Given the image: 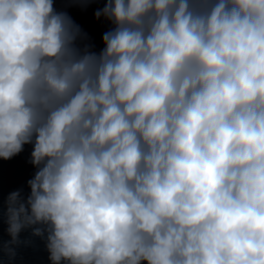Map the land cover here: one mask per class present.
I'll use <instances>...</instances> for the list:
<instances>
[{
    "label": "clouds",
    "instance_id": "9594fccd",
    "mask_svg": "<svg viewBox=\"0 0 264 264\" xmlns=\"http://www.w3.org/2000/svg\"><path fill=\"white\" fill-rule=\"evenodd\" d=\"M0 0V159L50 264H264V0Z\"/></svg>",
    "mask_w": 264,
    "mask_h": 264
},
{
    "label": "water",
    "instance_id": "95a60500",
    "mask_svg": "<svg viewBox=\"0 0 264 264\" xmlns=\"http://www.w3.org/2000/svg\"><path fill=\"white\" fill-rule=\"evenodd\" d=\"M57 11H66L73 20L88 34L84 43L94 45L96 51L102 47V34L110 24L103 18L96 20L94 12L102 8L106 0H53ZM31 145H25L24 150L10 160L0 159V264H50L45 242L34 237L31 230H24L19 235V243L14 245L16 255L13 258L2 250L5 241L10 239L7 224L3 216L4 201L9 192L15 189L28 191L27 181L35 168L30 163Z\"/></svg>",
    "mask_w": 264,
    "mask_h": 264
}]
</instances>
